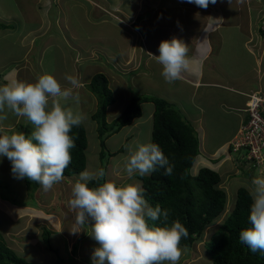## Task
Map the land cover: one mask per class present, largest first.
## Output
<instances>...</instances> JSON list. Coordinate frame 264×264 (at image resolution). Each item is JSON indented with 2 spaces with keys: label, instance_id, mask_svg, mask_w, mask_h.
I'll list each match as a JSON object with an SVG mask.
<instances>
[{
  "label": "rangeland",
  "instance_id": "rangeland-1",
  "mask_svg": "<svg viewBox=\"0 0 264 264\" xmlns=\"http://www.w3.org/2000/svg\"><path fill=\"white\" fill-rule=\"evenodd\" d=\"M74 1L84 2L85 6L83 7L87 10L89 15H92H90L88 19L85 18L88 14L84 8L71 7ZM117 1L123 4L124 9L132 12L139 0H107L109 6L103 1L102 4L98 1L99 5H97L98 7H96V9L101 6L104 8L98 11V13L94 12L92 6L89 5V3L91 5L96 4V0H64V4L69 3V6L67 8L64 6L66 10H64V8L61 9L63 13L65 12L63 16V18L65 17V21L62 18L63 21H61V26L64 28V24L69 23L70 31L65 30L66 33L63 31V35L61 36L60 33L54 32L55 25L53 17H55V12H57L58 9L56 6L52 5L50 10L48 9V15H46L47 8L45 5L47 0H41L40 2H38V0H0V22L6 24L8 20H13L17 23L12 24L14 29H8L4 32L0 31V72H7L8 70L14 71V69L18 68V65H20L18 68L19 70L23 69L28 71L31 65L33 74H36L40 71H44V66L46 69H57L54 78L58 82H62L64 76L74 77L75 69L73 58L78 55L81 57V60L79 61L78 59L77 68L80 69V76L77 79L82 85V80H86V83H90L92 75L97 73H104L110 80V88L114 92L116 102L108 108V122H112L121 115L133 96L144 95L162 98L174 103L176 107L181 110L182 114L186 116L185 118L188 122L195 128L200 139V155L197 158L192 173L197 174L201 166L215 169L222 177L223 182L221 187L225 188L228 193L227 211L223 217L215 225L209 227L202 241L196 243L192 248L180 246L182 249L186 248L187 250L181 255L179 264H212V258L206 251V243L211 240L213 234L219 231L221 224L229 215L238 189L240 187H245L248 190L250 189L252 180L250 176L252 173L249 172L255 169H257L258 172L256 163L253 162V160L249 161L245 155L243 156V151H233V142L220 148L224 142L234 135L232 129L234 125L233 121L236 119L235 112H227V110H225L231 105L229 100L233 95L219 97L213 92V89H209L202 95V105L208 109L209 113L200 115V111L195 104L190 101L191 99H184L186 95L182 88H185L186 85L183 83L177 85L175 83H166L161 76V65L156 61H151L147 68L143 67L144 73L132 74L135 70L140 71L141 68L139 67V63L135 62V59L127 63L125 62L130 56L129 45L133 47L134 40L131 45L125 32H123L125 28L122 20L119 19L120 22L114 19L113 16L112 18L108 15L112 6H114ZM143 1L144 0H142V2ZM246 4L247 7L245 8L252 16V23L250 24L248 22L246 12L242 14L240 18L243 24L246 23L247 26H258L260 29H264V8L262 10H257L258 16L262 18V20H259L256 13L253 11L251 2L248 1ZM166 9L172 12L175 10V13H177L179 6H169ZM226 11L230 12V5H227ZM99 12L107 14H103L102 17ZM159 15L160 14H158V16ZM202 15L203 19H205V17L207 18L206 12H202ZM161 17H164V14ZM237 17L238 16H235V20ZM44 20H47V25L44 26V30H41V35L36 37L33 50V45L29 43V40H31L30 37L33 35L35 36V32L32 30L43 25ZM95 20H98V22ZM47 26L51 27L52 32L47 31ZM227 32H229V30ZM230 32L229 38L224 41V47L220 51L219 60L224 70L231 76L236 79H246V72L254 68V63L252 59L244 58L246 57V51L242 43V31L232 28ZM24 33H26L25 36H23ZM29 33H31L32 36ZM36 34H39V32ZM159 34L160 31L158 29L148 32L147 43H150V39L153 40ZM22 36L25 39L24 41L21 40ZM253 36L255 38V35ZM98 38H100V41H97ZM67 40L69 45L71 44L72 47L78 46L79 49L74 47V50L70 52L66 48ZM94 46H97V48ZM30 49L33 50V54L30 55L28 64L26 61H23L26 57L25 54ZM40 56L41 59L43 58V63L39 62ZM236 58H238L237 61ZM239 59H242L241 64L238 63ZM147 62L149 63L150 59H148ZM217 64L220 66V63ZM24 66L27 67L23 68ZM22 73L23 72H21L20 75L21 77H23ZM209 77H212L211 73ZM175 82L178 83V80ZM83 86L80 87L81 91H77L79 92L77 93L79 96V104L77 105L71 100L68 104L72 106L74 110L82 113L85 117L83 124L88 136L86 170L96 173L99 169H104L105 166V180L115 181L118 185L132 183L135 180L140 181L139 175H135L132 178L127 176L124 171L123 158L128 155V146L134 147V141H139L141 143L151 142L154 105L152 102L144 103L142 105V117L136 119L132 125L125 127L106 141L108 155L104 159H101L102 146L98 136V124L92 118L97 111L98 102L96 96L91 94L88 85ZM188 88L190 89V87ZM222 104L225 105L222 107ZM186 110L189 111V114L186 113ZM6 114V122H13L14 115L11 112H7ZM198 118L202 119L201 123L197 121ZM20 121L21 122L14 131L30 135L33 131V126L26 118H22ZM197 123L200 125H197ZM223 149H226V152L221 151ZM118 151L120 152L117 153ZM204 154H209L211 159L206 160ZM242 163L245 166L244 171L248 172L244 177L242 172L239 174V165ZM8 168H10L11 171L10 161L7 157H0V179L2 180H0V193L12 204L15 202L22 204L23 207L29 205L33 207V210L28 209L26 211L27 215L24 214L20 218L16 216L15 221L19 222L13 223V220L10 218V215L12 217L15 215L13 209H7L8 205L6 204L5 207L1 205V210L4 212L0 217L4 216V218H0V233L4 236L6 243L12 247V242L8 238L11 239V237L14 236H8V234H14L17 233L19 229H23L21 233H17V237H20L25 242V237L31 234V242L27 241V243H23L21 241L19 246L21 247V244L25 245L21 247V249H16L15 252L28 262L32 264H80L78 262L84 261L86 264H92L93 251L99 246L90 236V227L94 221L89 218L86 225L82 227L76 226L74 221L75 214L68 205V201L71 197L72 185L79 174L70 178L64 177L62 181L55 184L52 189L47 192L43 191L41 186L37 191L33 192L27 187L24 179L15 178L12 171L8 174ZM5 182L7 183L6 185ZM49 213L58 217H51L48 215ZM6 219H10L12 223ZM59 220L62 223L63 230L57 235L53 233L50 237H43L42 231H44V229L49 231L58 229ZM44 225L45 227H43ZM75 231L78 232L75 233ZM6 236H8V238H6ZM45 238H49V244H45ZM37 242H40L41 245ZM74 242H76L75 247H72ZM165 264H167V262H165Z\"/></svg>",
  "mask_w": 264,
  "mask_h": 264
},
{
  "label": "clouds",
  "instance_id": "clouds-1",
  "mask_svg": "<svg viewBox=\"0 0 264 264\" xmlns=\"http://www.w3.org/2000/svg\"><path fill=\"white\" fill-rule=\"evenodd\" d=\"M186 2L207 9L217 0ZM158 51V56L149 55L161 65L166 83L180 80L190 69L188 46L183 41L177 38L162 41ZM65 79L71 88H62L47 73L38 74L33 83L5 78L6 82L0 84V157L10 161L15 178L36 182L45 192L63 180L64 170L72 159L70 150L76 146L70 132L85 119L68 104L70 100L79 104V96L73 94V89L82 85L73 76ZM249 101L250 97L247 104ZM245 109L243 112L247 114ZM6 110L26 118L33 126L31 134L14 131L10 126L5 130L2 122L7 119ZM133 145L128 146V155L123 158L129 178L150 175L157 166L165 168L164 175L172 174L173 166L157 144L134 141ZM104 176L103 168L96 173L80 172L68 201L76 226L86 225L89 218L94 221L90 236L99 246L93 251L92 264H179L187 250L180 247L181 239L189 235L187 228L178 219L168 226L169 211L159 204L155 207L149 204L140 181L118 185L109 180L100 184ZM93 180L98 186L89 187ZM249 196L250 227L239 232V241L253 252H264V176L251 180ZM148 219L161 220L165 226L150 227Z\"/></svg>",
  "mask_w": 264,
  "mask_h": 264
},
{
  "label": "crops",
  "instance_id": "crops-1",
  "mask_svg": "<svg viewBox=\"0 0 264 264\" xmlns=\"http://www.w3.org/2000/svg\"><path fill=\"white\" fill-rule=\"evenodd\" d=\"M40 1L41 0H38V2ZM63 1L64 0H52V1L47 0V3L45 5V7L47 8L46 15H48L50 7H52V5L57 7L58 11L55 12L56 13L55 17H53V22L55 25L54 32L60 33L61 36L63 35V31L64 33H66L65 30L66 31L69 30L70 27L69 23H65L64 28L61 26V21L63 20L65 21V17L63 18L65 12L63 13V10L61 9L64 8V6L66 8L69 6V3L64 4ZM98 1L101 4L103 1L104 3L107 4V6H109L107 0H102V1L98 0ZM98 1L96 0V4L94 5H91L89 2H87L89 3L90 6H92L94 12L96 13L104 9L103 6L96 9V7H98L97 5H99ZM248 1L251 2V6L253 8V11L257 15V18L259 20L260 19L262 20V18L258 16L257 10L260 9L262 10L264 8V0H217L215 4L210 3L207 9L200 8L193 3H188L186 2V0H144L143 2L142 0H139L134 11L132 12H130L127 9H124L123 4L117 1L116 4L112 6L111 11H109L108 14L111 17L113 16L114 19H117L118 21L122 20V23L125 28L123 29V32H125L131 45L134 40V46L130 47L129 45L130 56L127 58L125 62L127 63L130 62V60L135 59V62L139 63V67L141 68L140 71L135 70V72H133L132 74L135 75L141 72L144 73L143 67L147 68L149 67L151 61L154 62L156 61L151 55H149V53H151L154 56H158L159 44L162 41L171 40L172 38H177L183 41V43L188 46V57L190 58V69L185 73H183L182 78L178 80V83L174 82L176 85L179 83H183L186 85L185 88H182V90L185 92L186 95L184 99L188 100L190 98L191 99L190 101L193 102L197 107V109L200 111V115H203V114H208L209 111L205 106L202 105L203 103L202 95L205 94L209 89H213V92L217 94L219 97L224 95H229V96L233 95L232 97H230L231 99L229 100L231 105L227 107L225 110H227V112H235L236 119L235 121H233L234 125L232 129V133H234V135L232 136V138L224 142L222 146H220V148L225 145H229V143H232L234 141L242 124L244 123V121H246L247 114L243 112L244 111L243 109H245L246 107V104L249 99V95L254 93H259L264 95V38H263L264 36L260 32L261 31L260 27L247 26V24L246 23L243 24V21L240 19L241 15L247 12V9L245 7H247L246 3H248ZM227 5H230V12L226 11ZM83 6H85V3L81 1H74V3H72L71 5V7L73 8L81 7L80 9L84 8ZM169 6H175V7L179 6L178 12L175 13V10H173L172 12L171 10L166 9ZM64 10L66 9L64 8ZM85 11L87 12L86 9ZM202 12L207 13V18L205 17V19H203ZM99 14H101L103 17V14H107V13L102 14L101 12H99ZM158 14L160 15L158 16ZM163 14L164 17H161ZM90 15L89 14L86 15L85 18L88 19ZM235 16H238L236 20H235ZM247 16H248V22L251 24L252 16L250 15V12H247ZM95 21L98 22V20ZM43 22H44L43 25H41L40 27H36L32 30L33 32H35V36L34 35L32 36V34L29 33L32 36L30 37L31 40H29L30 41L29 43L33 45V50L35 46L36 37L41 35L40 34L42 32L41 30L44 28V26L47 25L46 24L47 20H44ZM12 24H17V23L14 22L13 20L12 21L8 20V22L6 23L7 29L5 30L14 29V26H12ZM46 28L48 32H52L51 27L47 26ZM232 28L242 31V36H243L242 43L246 51V55H245L246 57L244 58L252 59L254 63V68L246 72V79H236L235 77L231 76L228 72L224 70L219 60L220 51L224 47V41H226L229 38V34H231L230 30ZM154 29H158L160 31V34L157 35L153 40L150 39V43H147V33L151 32ZM5 30L0 29V31L3 32ZM18 30L19 29L17 25V31ZM228 30L229 32H227ZM38 32L39 34H36ZM25 35L26 33H24L23 36ZM253 35H255V38ZM23 36L21 38L22 41L25 40ZM45 37L48 38L47 36ZM252 37L254 38V40ZM97 41H100V38H98ZM66 42H67L66 48L70 52L74 50L73 49L74 47L79 49L78 46L72 47L71 44L69 45L68 40ZM94 47L97 48V46ZM33 50L30 49L29 51H27V53L25 54L26 56L25 60L23 62L26 61L29 64L28 59L30 55L33 54ZM78 59L79 61L81 60V57H79L78 55L75 56V58H73V64L75 69L74 77L76 76V79L80 76V69L77 68L79 62ZM148 59H150L149 63L147 62ZM237 59L238 58H236V61ZM242 59L238 60L239 64H241ZM39 62L43 63V58L41 59V56ZM217 63H220V66ZM19 66L20 65H18L17 67L19 68ZM25 67L27 66H24L23 68ZM18 68L14 69V71L8 70L7 72H1L3 75L0 77V84L6 82L5 78H7V80H11L15 78L18 80H23L33 83L35 82L38 74L42 75L47 73L55 76L57 73V69L56 70H53L51 68L46 69L44 66H43L44 71H40L36 74H33L31 65L29 66L28 71H25L23 69L19 70ZM21 72H23L22 73L23 77L20 76ZM210 73L212 74L211 78L209 77ZM93 76L94 75H92V78ZM65 77L66 76H64L62 82L61 81L59 82L60 85L62 86V88H71L72 85L68 80L65 79ZM82 83L84 86L87 85L86 80H82ZM188 87H190V89ZM79 90L80 87L74 88L73 94L76 95L77 93H79L77 92ZM224 105L225 104H222V107ZM7 112L8 111L6 110V113ZM186 113L189 114V111L186 110ZM22 118L23 117H17L14 115L13 122H6V120L3 121L2 123L5 130H7L9 126L11 127L12 130H14L19 125V123L21 122L20 120ZM197 121L201 123L202 119L198 118ZM199 123H197V125H200ZM226 149H223L221 151L226 152ZM204 156L206 160L211 159L209 154H204ZM242 167L245 168L243 163L239 165L240 168L239 174L242 172V175L244 177L245 174H248V172L244 171ZM256 168H258V172L257 169L249 172L252 173L250 176L251 179H253V177L256 176H264V163L261 166H257ZM7 171L8 174L11 173L10 168H8ZM6 184L7 183L5 182V185ZM5 204L8 205L7 209L8 208L13 209L15 215L14 217L10 215V218L13 220L12 221L13 223L19 222V221H15L16 216L20 218L24 214L27 215L26 211L28 209L33 210V207H30L29 205L23 207L22 204H18L15 202L12 204L11 202H9V200L4 198L0 193V215L3 214L4 212L1 210V205L5 207ZM48 215L51 217H56V218L58 217V216H53L50 213ZM0 218H4V216ZM8 221L11 222L10 219ZM43 227H45V225ZM57 227L58 229H54L53 231H51L52 234L55 233L57 235L60 231L63 230L62 223L60 220H59V225ZM22 230L23 229H19L17 233H21ZM17 233L8 234V236H14L11 237V239L8 238V236H6V238L11 240L12 247L9 246L8 243L7 245L14 252L16 251V249H21V247L25 245V244H21L20 247L19 243H21V241L23 243H27V241L31 242L32 239V235L29 234L27 235V237H25L26 241L24 242L20 237H17L18 235ZM75 243L76 242L72 244L73 247H75ZM38 244L41 245L40 242ZM78 263L86 264L84 261Z\"/></svg>",
  "mask_w": 264,
  "mask_h": 264
},
{
  "label": "trees",
  "instance_id": "trees-1",
  "mask_svg": "<svg viewBox=\"0 0 264 264\" xmlns=\"http://www.w3.org/2000/svg\"><path fill=\"white\" fill-rule=\"evenodd\" d=\"M0 29H7V25L0 22ZM260 32L264 36V29ZM2 75L0 72V77ZM87 85L98 102L97 111L92 118L98 124V136L102 146L101 159L108 155L106 141L141 118L144 103L152 102L154 105L151 143L160 147L173 166V172L166 176L165 168L157 166L156 171L139 179L149 204L152 207L159 204L162 209L169 211L168 226L178 219L187 228L189 235L181 239L180 246L192 248L202 241L206 230L223 217L228 205V193L221 187L223 180L220 173L207 166H201L197 174L192 173L200 155V139L195 128L174 103L144 95L133 96L121 115L108 122V108L116 102L109 78L104 73H97ZM70 135L74 138L76 146L70 150L71 163L63 173V177L67 178L78 175L87 168L88 136L84 124L74 126ZM24 180L33 192L39 189L38 183L27 178ZM105 181L104 176L99 183ZM96 186L97 181L89 182V187ZM251 202L249 190L240 187L229 215L219 231L206 243V251L212 258V264H264V252H253L239 241V232L250 227L248 215ZM148 222L151 227L165 226L161 220L148 219ZM51 234L47 229L42 231L43 237H50ZM44 242L49 244V238H45ZM0 264L32 263L19 257L8 247L0 233Z\"/></svg>",
  "mask_w": 264,
  "mask_h": 264
},
{
  "label": "built area",
  "instance_id": "built-area-1",
  "mask_svg": "<svg viewBox=\"0 0 264 264\" xmlns=\"http://www.w3.org/2000/svg\"><path fill=\"white\" fill-rule=\"evenodd\" d=\"M247 120L233 143V151H243L245 157L261 166L264 163V95H249Z\"/></svg>",
  "mask_w": 264,
  "mask_h": 264
}]
</instances>
